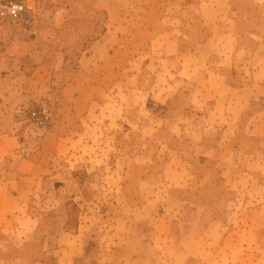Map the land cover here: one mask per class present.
<instances>
[{
    "label": "rangeland",
    "instance_id": "1",
    "mask_svg": "<svg viewBox=\"0 0 264 264\" xmlns=\"http://www.w3.org/2000/svg\"><path fill=\"white\" fill-rule=\"evenodd\" d=\"M11 1L16 0H0V135L14 140L0 150V186L20 179L37 191L29 205H0V264H14L7 260L19 254L57 264L62 249L76 264H264V0H201L205 10L219 2V9L234 15L227 26L236 31L223 36L213 30L211 45L224 41L229 47L202 49L195 61L185 46H199L217 19L202 20L196 13L200 0H35L34 13L19 19L1 14ZM107 23L113 32L109 44L128 48L113 57L101 48L82 65ZM157 40L179 43L181 51L177 46L172 56L163 55L151 46ZM189 65L195 79L185 84V73H178ZM77 75L75 86L63 91ZM217 75L226 76L225 84L246 101L228 130L233 144L228 158L194 161L197 170L212 172L211 184L197 193L176 189L189 208L184 213L162 184L163 162L139 159L145 141L139 122H158L148 92L184 104L185 89L205 93L196 99L197 110L186 114L204 120L213 90L229 89ZM207 76L214 81L206 85ZM161 106L156 113L169 114V104ZM159 126L150 131L154 134L143 133L154 135L151 144L175 142ZM35 161L43 165L37 176L20 178ZM146 177L161 181L156 190L161 202L176 206L179 219L165 231L175 239L159 241L158 256L121 255L123 219L135 218V200L145 201L137 181ZM136 222L141 221L129 222L133 232H139ZM24 234L29 241L22 247Z\"/></svg>",
    "mask_w": 264,
    "mask_h": 264
},
{
    "label": "crops",
    "instance_id": "2",
    "mask_svg": "<svg viewBox=\"0 0 264 264\" xmlns=\"http://www.w3.org/2000/svg\"><path fill=\"white\" fill-rule=\"evenodd\" d=\"M199 4L203 5V1L200 0ZM202 5L201 8L196 11V13L201 16L204 22L209 23V18L213 16H217V19L214 24L210 23L212 26L209 28V36H207L201 44L199 43V46L195 47L191 44L185 46L187 48V52L185 54L189 55V58L193 61H195L194 58L199 59L200 55L202 54V49L206 52L207 50L210 51L209 48L211 47L216 50H224L225 48L229 47L224 41H221L218 45H211L213 30H217L219 32L222 31L223 36L227 34H234V32L231 31H236L234 27L227 26V23L229 22L234 23L236 17H234V15H230L229 11L225 9H219V2L213 4V8L211 10L203 9ZM107 20H109V18ZM167 31H169V29H167ZM111 33L113 32L107 23L103 35L99 39H96L91 45L90 49L92 52L90 53L89 57L85 56L81 58L82 65L86 64L88 59L94 55V52L101 48L105 49V52L108 53L109 57H113L115 52H118L119 50L125 51V49L128 48V45L123 44L116 49L113 44H109L108 40L112 37ZM151 46L154 50L160 48L163 49L164 52H162V54L166 56H172V54L176 52L174 48L177 50V46L178 50L181 51L179 43L175 45L172 41H165L164 44H161L159 40H157L153 41ZM199 47H202L201 50H199ZM113 49L114 52H112ZM199 52H201V54H199ZM35 63H37L38 68H43L44 66L42 65L44 63L42 60L37 59ZM193 70L194 67L189 65L184 66L183 69L179 71V76L185 73L183 76V82L185 84H190L191 81L195 79L194 73L192 72ZM78 76L79 75H77L75 79L73 78L71 81H68L62 90L65 92L70 91L68 90L69 87L75 86V81H77ZM179 78L177 80H179ZM216 79L221 80V85L228 81L226 76L221 75H217ZM213 81L214 80L211 76H207V78L205 77L206 85L207 83H212ZM197 84H201V82H197ZM170 85L171 84L169 83V86ZM225 85L229 87L226 92H224L225 90H213L214 102H209V105L207 106V112L205 113L206 116H203L204 120L200 121L195 120L192 115L188 116L186 114H192L193 111L195 112L197 110L196 104L198 100L196 99H199V101L204 99V92L197 94L193 92V90L184 88L185 90L182 92V94H180L183 95V100L185 101L184 104L180 103L181 100H179L178 103H172L170 100V95L166 94H163L164 96H160L159 98L153 96L152 94L153 98H151V93L153 91L148 92V99L151 101L150 113L158 121L156 123L158 126L156 128V124H154L153 120L148 121L145 119V121L142 123L139 122V131H141L139 137L145 139L144 143L139 145V159H145V164L148 161L153 163L163 162L164 172L162 173V184L167 187V194L169 198L181 203V209L183 212L189 208L185 206V201H183V198L179 196L176 189H178L181 193L186 191V189L191 193H197L201 191V189L211 184L210 173L212 172L208 171L206 168L197 170L194 161L198 160L199 162H203L214 159L217 163H219L228 158L227 153L229 154L230 151L233 150L232 139L230 138L232 134H229L228 130L235 126L234 122L236 121V117L238 116V113H240V109L246 100L243 102L241 101L239 89L231 84ZM166 91L167 90H165V92ZM213 91H210L209 93L212 94ZM155 94L156 93H154V95ZM167 103L169 104L170 108V110L167 111L169 114L161 115L160 113H156V106L160 108L162 107V104ZM194 104L195 106L193 107L192 105ZM142 110L143 109L141 107L139 112H142ZM217 112H220V114L217 115ZM183 113H185V117H183L184 122H181L178 118ZM213 114L215 116H213ZM212 117L217 119L213 120ZM159 125L166 128L167 134L171 136L175 142H166V140L161 142V140H159V142H153L155 146L151 144L152 140L154 139V135H144L143 133L146 132L147 134H154V132L150 131L158 130L160 127ZM198 132L200 133L199 136ZM183 135H186L187 137V144L182 140ZM209 138H215L216 144L213 141L211 142ZM13 140L14 139L8 136V134L0 135V150H7L8 148L6 147H10L13 143ZM164 146H168V149L163 150ZM57 156H59L58 153H56V157ZM135 158H137V156ZM186 165L189 166V168H187ZM41 166L43 165L35 161L31 171L27 174H24L23 176H20V178L32 180L37 176V169H39ZM140 166H142V164H139V170L142 168ZM6 170L7 169H5V171ZM153 177L155 178V181H157L156 175H153ZM153 177L151 179H147V177L144 179L139 178V181H137L139 182V186H141L139 188V198H143L145 201H139V199L135 200V218H129L127 221L126 219H123L125 232L119 236L124 248L121 255L130 253L132 256H136L138 258L141 256V254H143V252H145L148 256H158V242H167L175 239L173 236L166 235L165 231L168 230V227H171L173 224H175V219H179L174 212L176 206L174 207L170 200H167L166 202H161L159 200L158 192L156 190H160L159 185L161 184V181L159 184H156L153 181ZM180 187H184V191ZM36 191L37 190L35 189L34 184H24L20 179L14 183L9 180L4 186H0V205L5 208L13 207L14 204L11 205V201L17 203L16 205H19L20 202L29 205ZM195 206L199 208L201 207L205 210L207 209L206 205L196 204ZM193 212L197 214L196 209H193ZM201 216L202 214L199 216L200 219H202ZM138 219L141 222H139V226L137 222L135 225L139 229V232H133L132 223L129 222H134V220L138 221ZM189 220H191V217L190 219H186V224L191 223ZM129 225H131V227L127 228ZM24 235L26 238L23 239L22 247L26 245H24L25 242L28 243L29 241L28 236L26 234ZM62 236L64 235L59 234L60 238H62ZM176 236L179 238V235ZM62 250L65 253L64 249ZM164 250V255L167 257L170 256V253L166 254L167 247H165ZM63 254H58L59 258L57 264H76L74 259L71 261L65 256V254ZM174 255L176 256L178 254ZM22 259H24L27 264H47L44 260L30 261L23 254L16 255L15 257L8 259L7 262H13L16 264V262L22 261Z\"/></svg>",
    "mask_w": 264,
    "mask_h": 264
},
{
    "label": "built area",
    "instance_id": "3",
    "mask_svg": "<svg viewBox=\"0 0 264 264\" xmlns=\"http://www.w3.org/2000/svg\"><path fill=\"white\" fill-rule=\"evenodd\" d=\"M35 11V0H16L3 6L1 14L10 18L19 19L31 16Z\"/></svg>",
    "mask_w": 264,
    "mask_h": 264
}]
</instances>
